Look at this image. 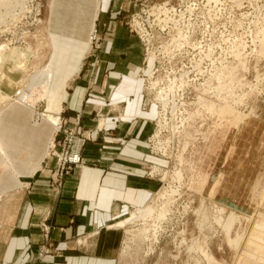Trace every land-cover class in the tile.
Instances as JSON below:
<instances>
[{
    "label": "rangeland",
    "instance_id": "rangeland-1",
    "mask_svg": "<svg viewBox=\"0 0 264 264\" xmlns=\"http://www.w3.org/2000/svg\"><path fill=\"white\" fill-rule=\"evenodd\" d=\"M28 1L40 5L42 18L30 31L13 21ZM102 1L97 8L96 0H0L7 104L0 119L11 107L31 110L34 125L41 118L50 126L48 153L54 141L59 151L58 126L43 117L49 102L37 81L49 61L50 32L91 38L87 64L110 20L139 37L132 26L138 15L150 37L143 77L147 104L158 113L149 137L160 185L150 203L103 231L121 239L120 264H264V0H119L113 10L102 8L100 23ZM1 136L0 165L9 169Z\"/></svg>",
    "mask_w": 264,
    "mask_h": 264
},
{
    "label": "crops",
    "instance_id": "crops-1",
    "mask_svg": "<svg viewBox=\"0 0 264 264\" xmlns=\"http://www.w3.org/2000/svg\"><path fill=\"white\" fill-rule=\"evenodd\" d=\"M119 2L102 1L100 23L102 8ZM110 22L63 101L64 129H77L85 142L83 163L60 183L51 147L48 153L50 126L34 125L27 108L5 109L0 128L12 168L0 165V264H120L121 239L103 228L150 203L159 190L149 137L158 113L147 104L143 77L150 62L141 39ZM56 134L60 143L64 130Z\"/></svg>",
    "mask_w": 264,
    "mask_h": 264
},
{
    "label": "bare ground",
    "instance_id": "bare-ground-1",
    "mask_svg": "<svg viewBox=\"0 0 264 264\" xmlns=\"http://www.w3.org/2000/svg\"><path fill=\"white\" fill-rule=\"evenodd\" d=\"M96 2H97V0H96ZM97 3H96V5L98 8L99 2H97ZM97 11H98V9L95 10V12H94V17H93L94 20L97 19V16H98ZM93 25H95V23H93ZM50 38L52 41V43H51L52 49H51V53L49 56L48 64L45 65L41 70H39L37 72L39 74L38 79H37V77H35L34 79H35V81L37 79L38 83H42L45 86L44 87L45 91H44L42 96L47 97L48 102H49V104H48L49 112L44 113L43 117L47 120V122H50L53 126H55L54 128H56L60 122V113L62 111V102H63V99H64L65 94H66V87H67L69 81L73 78V76L76 75L81 70L83 63H84V59L92 47V40H91V38H88V40L87 39L84 40L82 38H78V37L71 35L69 33L66 34V33H63L60 31H51L50 32ZM32 80H33V77H32ZM35 84H37V83L35 82ZM22 101H23V99H22ZM54 114H56V115H54ZM40 120H41V118H40ZM0 121H1V119H0ZM51 137H52V135H51ZM0 150L3 151L2 147L0 148ZM1 151H0V153H1ZM10 154H11V152H10ZM1 155H0V158L2 157ZM3 157H2V160H3ZM8 163H10V162L8 161ZM10 167H11V165H10ZM13 167H14V164H13ZM32 171H35V170H32ZM14 173H16V172H14ZM143 211H144V209H143ZM147 211L149 212L150 210L147 208ZM148 212H145L143 214L147 215ZM137 213H138V211H137ZM134 220H135V218H134ZM258 236L260 237L261 235L257 234L256 237L258 238Z\"/></svg>",
    "mask_w": 264,
    "mask_h": 264
},
{
    "label": "built area",
    "instance_id": "built-area-1",
    "mask_svg": "<svg viewBox=\"0 0 264 264\" xmlns=\"http://www.w3.org/2000/svg\"><path fill=\"white\" fill-rule=\"evenodd\" d=\"M147 1V0H144ZM162 7V6H161ZM14 23H21L25 21L28 23L30 30H35V27L40 25L42 22L41 18V9L40 5L36 4V6L32 7L29 1L24 4L23 9L21 11L16 12V18L13 19ZM134 30L137 31L139 38L141 39L143 45L145 46V56L147 57L149 55L148 52V46L146 43V31H148L146 28L141 27L140 20L138 19V15L136 17H133V23ZM96 37V34L94 33L93 38ZM148 38H150L148 36ZM25 94H31V91L28 88H24ZM22 91V90H21ZM23 92V91H22ZM22 92L18 91L16 94L19 95L22 98ZM24 94V93H23ZM65 123L61 119L57 128L56 132H60L64 130V136L60 140V150H55V141L52 148L53 154L57 158V166L55 170L53 171L54 176L56 177L58 183L63 179V177L70 171L73 170L74 167L77 165H81L83 163L82 161V155H81V147L83 143L85 142V139L82 138L79 135V131L77 129H68L65 130Z\"/></svg>",
    "mask_w": 264,
    "mask_h": 264
}]
</instances>
